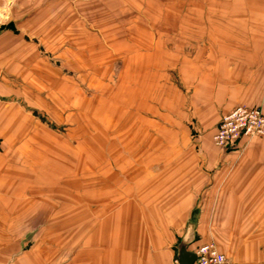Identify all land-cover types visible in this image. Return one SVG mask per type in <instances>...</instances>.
Masks as SVG:
<instances>
[{
    "label": "crops",
    "instance_id": "1",
    "mask_svg": "<svg viewBox=\"0 0 264 264\" xmlns=\"http://www.w3.org/2000/svg\"><path fill=\"white\" fill-rule=\"evenodd\" d=\"M69 2L0 0V264H53L56 258L39 254V221L63 213L68 220H100L99 264H172L182 245L196 255L204 244H214L232 264H264V140L229 150L214 143L218 124L234 109L264 110V0L229 5L244 13L238 21L209 16L206 25L217 29L223 22L231 34L202 38L212 46L180 62L182 87H164V104L180 116L149 120L146 160L132 170L130 194L120 178L98 185L89 178L82 201L76 180H60L50 164L59 149L42 142L44 127L34 115L44 92L53 102L59 98L55 59L73 68L77 56L91 59L70 47L60 53L59 36L39 37V28L75 24L61 20ZM45 44L55 50L49 54ZM134 60L133 69L143 70L140 54ZM133 139L140 150V137ZM53 194L67 196L66 204ZM46 232L74 235L70 227ZM88 259L84 264H92Z\"/></svg>",
    "mask_w": 264,
    "mask_h": 264
},
{
    "label": "rangeland",
    "instance_id": "2",
    "mask_svg": "<svg viewBox=\"0 0 264 264\" xmlns=\"http://www.w3.org/2000/svg\"><path fill=\"white\" fill-rule=\"evenodd\" d=\"M69 3V12H61V20L75 24L39 28V37L51 42L52 37L59 36L64 41L58 45L60 53L70 47L77 55L85 53L91 59L77 56L72 61L74 68L68 66L67 60L53 61L61 71L59 98L53 102L48 97L50 93L44 92V106L39 108V115L46 120L45 123L39 119L44 127L39 130L43 131L42 142L59 149V155L49 158L50 164L58 167L60 180H76L80 201L89 178L97 181L96 185L100 180L115 182L120 178L128 194L133 168L146 160L149 120L162 123L170 116H180L178 108L164 104V87H182L180 62L190 59L197 48L212 46L204 44L202 38L231 34L220 21L243 19L242 11L229 7L243 4V0H70ZM186 4L189 6L184 11ZM212 6L221 8L210 11ZM213 15L215 20L221 19L220 28L206 25ZM232 31L235 35L237 29ZM55 46L45 44V51L50 54ZM138 54L143 60V70L133 69V59ZM138 136L140 150L133 149V137ZM51 196L65 204L68 200L64 194ZM63 215L66 217L59 220L39 221V254L44 253L50 260L56 258L53 264H84L88 257L92 264H99L100 220L87 222L79 217L68 220L67 214ZM68 227L74 235L46 234L51 229ZM42 229L44 233L40 234ZM160 255L163 258L164 254ZM172 264H178L174 254Z\"/></svg>",
    "mask_w": 264,
    "mask_h": 264
},
{
    "label": "built area",
    "instance_id": "3",
    "mask_svg": "<svg viewBox=\"0 0 264 264\" xmlns=\"http://www.w3.org/2000/svg\"><path fill=\"white\" fill-rule=\"evenodd\" d=\"M0 25V32H1ZM264 138V110L238 107L225 115L216 128L215 145L222 150L239 148L254 139ZM179 264V262L177 261ZM195 264H232L214 244H204L196 251Z\"/></svg>",
    "mask_w": 264,
    "mask_h": 264
},
{
    "label": "water",
    "instance_id": "4",
    "mask_svg": "<svg viewBox=\"0 0 264 264\" xmlns=\"http://www.w3.org/2000/svg\"><path fill=\"white\" fill-rule=\"evenodd\" d=\"M179 264H195L196 255L187 252V247L182 245L179 250Z\"/></svg>",
    "mask_w": 264,
    "mask_h": 264
},
{
    "label": "trees",
    "instance_id": "5",
    "mask_svg": "<svg viewBox=\"0 0 264 264\" xmlns=\"http://www.w3.org/2000/svg\"><path fill=\"white\" fill-rule=\"evenodd\" d=\"M34 115L36 116V117H38L40 120H42L43 122H45L46 123V120L45 119H43L40 115H39V113L38 112H34Z\"/></svg>",
    "mask_w": 264,
    "mask_h": 264
},
{
    "label": "bare ground",
    "instance_id": "6",
    "mask_svg": "<svg viewBox=\"0 0 264 264\" xmlns=\"http://www.w3.org/2000/svg\"><path fill=\"white\" fill-rule=\"evenodd\" d=\"M142 43V42H141ZM141 45V44H140ZM132 83V82H131ZM102 86V85H101ZM116 87V86H115ZM128 87V86H127Z\"/></svg>",
    "mask_w": 264,
    "mask_h": 264
}]
</instances>
